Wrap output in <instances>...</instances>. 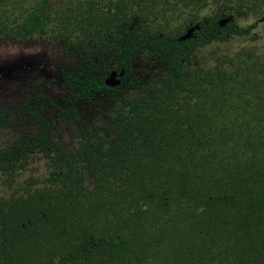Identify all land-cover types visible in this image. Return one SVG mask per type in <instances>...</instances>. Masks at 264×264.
I'll return each instance as SVG.
<instances>
[{
    "label": "trees",
    "instance_id": "1",
    "mask_svg": "<svg viewBox=\"0 0 264 264\" xmlns=\"http://www.w3.org/2000/svg\"><path fill=\"white\" fill-rule=\"evenodd\" d=\"M263 3L0 0V43L54 53L27 96L0 104V131L16 132L0 172L35 155L47 169L0 196V264H264V53L189 62L255 25L221 28L222 14ZM209 5L199 40H179ZM112 64L117 87L104 83ZM100 103L108 118L93 121Z\"/></svg>",
    "mask_w": 264,
    "mask_h": 264
},
{
    "label": "rangeland",
    "instance_id": "2",
    "mask_svg": "<svg viewBox=\"0 0 264 264\" xmlns=\"http://www.w3.org/2000/svg\"><path fill=\"white\" fill-rule=\"evenodd\" d=\"M53 2L56 5L60 3V0H53ZM210 13V9H206L200 16ZM262 16L263 12L258 11L247 17L233 15V20L238 26L246 27L258 21ZM239 50L264 53V21L256 22L255 28L248 35H233L225 41L215 40L204 47H200L193 53L190 63L195 64L198 68L213 67L217 64V60H223V57H232ZM52 52L53 50L49 46L5 45L0 43V93L3 95L2 99H6V103L14 100L22 91L20 90L18 93V89L21 86L20 83L23 80V72L18 68L26 63L42 64L49 57H53L54 53ZM139 91L140 89L138 88L132 90L130 95L136 96ZM89 114V118L93 121L102 122L108 118L107 107L101 103L96 110L90 108ZM14 136H16V132L11 129L0 131V148L7 145ZM62 141L65 147H74L77 144V136L74 129L67 128L64 130ZM46 174L47 169L44 159L38 155L32 156L27 166L12 177L0 172V196L7 197L16 191L21 192L34 181L41 180Z\"/></svg>",
    "mask_w": 264,
    "mask_h": 264
},
{
    "label": "flooded vegetation",
    "instance_id": "3",
    "mask_svg": "<svg viewBox=\"0 0 264 264\" xmlns=\"http://www.w3.org/2000/svg\"><path fill=\"white\" fill-rule=\"evenodd\" d=\"M249 4H250V7H256V4H254V3H251V2H249ZM212 7L214 8L215 7V5H209L207 8L208 9H210V11H211V13H212ZM246 7H248V6H245V8ZM258 8V10H257V12L258 11H262L263 12V16L262 17H260L259 18V20L258 21H260V22H263L264 21V3L261 5V6H259V7H257ZM210 13V14H211ZM209 15V14H208ZM233 15L234 14H222L219 18H218V25H219V27H221V28H224L225 27V25L226 24H228V23H232V22H234L235 23V21L233 20ZM248 15H250V14H248ZM248 15H246V16H244V17H247ZM225 18H228V20H227V22L226 23H224L223 25H221V21L223 20V19H225ZM202 20V18H201V16H200V14H199V16H198V18H197V20L194 22V23H188V25H185L182 29H180V34L178 35V39L179 40H182V39H180V36H182V35H184L186 32H187V30L188 29H190V28H192V27H195V26H197L193 31H192V35L189 37V38H186V39H193V38H195L196 40H199V38L196 36V32L200 29V24H199V22ZM258 21H256V22H258ZM256 22H254L255 23V25H254V27L252 28V29H254L255 28V26H256ZM253 24V23H252ZM237 25V24H236ZM250 25V24H249ZM251 29V30H252ZM227 36L229 37V35L227 34ZM233 36V35H232ZM254 36V35H253ZM231 37V36H230ZM229 37V38H230ZM186 39H184V40H186ZM213 41H215V40H212V41H210L209 42V44L211 43V42H213ZM208 45V44H207ZM197 49H199V48H197ZM197 49H195L193 52H192V55H193V53L197 50ZM192 55L190 56V59H191V57H192ZM190 62V61H189ZM48 66V62H47V59H46V62H44V63H42V64H40V63H38V64H32V63H26V64H23V66L22 67H19L18 69H20L22 72H23V80H22V82L20 83V88L18 89V93H19V91L20 90H22L21 92H20V94L14 99V100H12V101H9L8 103H6L5 102V98H3L2 99V97H3V95H2V93H0V104H6V105H8L10 102H13V101H19V100H21L23 97H25V96H27L30 92H31V82L34 80V75H33V71L35 70V69H37L38 71H40V72H43V73H46V67ZM112 66V68L108 71V74H107V76L112 72V71H115L117 74L121 71V70H123V75L122 76H119V75H117L116 76V79L119 81L116 85H114V86H109V87H117V86H120L121 84H122V81H123V77L125 76V69L124 68H121V69H116L115 67H114V65L112 64L111 65ZM107 76L105 77V79L107 78ZM105 79H104V83H105ZM19 84V83H18ZM106 85V84H105ZM108 86V85H107ZM44 90H45V88H44ZM51 90V89H50ZM133 90H135V89H133ZM51 91H53V90H51ZM132 91V90H131ZM27 129V125L25 124V123H23V122H21L20 121V123L18 124V131L20 132V134H21V136L23 135V132L25 131ZM8 144V143H7Z\"/></svg>",
    "mask_w": 264,
    "mask_h": 264
},
{
    "label": "water",
    "instance_id": "4",
    "mask_svg": "<svg viewBox=\"0 0 264 264\" xmlns=\"http://www.w3.org/2000/svg\"><path fill=\"white\" fill-rule=\"evenodd\" d=\"M228 20V18H225L221 21V25H223L224 23H226ZM197 26L195 27H192L190 29L187 30V32L180 36V39L184 40L186 38H189L191 35H192V31L196 28ZM119 75V76H122L123 75V70H121L118 74L115 72V71H112L108 76L107 78L105 79V84L108 85V86H114L116 85L119 81L116 79V76Z\"/></svg>",
    "mask_w": 264,
    "mask_h": 264
}]
</instances>
